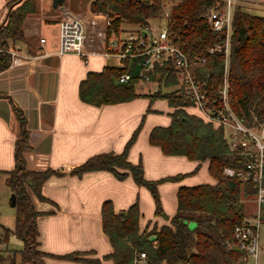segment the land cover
<instances>
[{"label":"trees","instance_id":"trees-1","mask_svg":"<svg viewBox=\"0 0 264 264\" xmlns=\"http://www.w3.org/2000/svg\"><path fill=\"white\" fill-rule=\"evenodd\" d=\"M222 4L223 0H92L90 9L104 12L111 19L107 30L109 37L126 31L142 33L149 26V19L161 18L166 12L165 6L170 5L166 15L169 36L190 58L206 57L207 61L199 65L196 75L208 89L210 97L215 99L222 82L224 61L221 55L207 51L218 34L207 23L206 12L210 7ZM35 9L36 0L7 1L6 11L0 18V71L11 64L10 49L16 40L24 38V19ZM126 24L137 28L126 29ZM124 71L122 66L89 71L80 82L81 99L95 105L124 102L140 96L151 101L168 99L169 104L175 106L170 113L172 121L167 126H155L149 134V141L160 146L165 154L185 155L199 163L190 172L147 179L142 162L133 163L127 157L142 127L141 121L124 150L95 154L74 166L70 173L81 176L88 171L109 170L119 179L131 175L137 184L149 189L155 214L167 218L168 223L160 226L154 223L150 228V224H146L141 230L137 203L115 211L111 200H105L102 226L112 244L111 252L101 257H89L95 254L93 250L53 254L40 249L37 218L42 211L36 209L31 193L41 200L52 201L44 195L43 184L51 175L63 172L53 168H27L25 153L32 149L27 118L23 110L12 103L19 122V134L14 145V167L5 172L6 183L16 194V222L12 230L4 228L2 239L4 241L11 231L22 239L23 247L10 254L1 250L0 264H50L44 259L48 255L90 264H101L104 259L112 260L113 264H134L141 252L152 264H248L246 252L237 244H229L233 242L235 226L250 213V205L244 199L248 195L254 196L256 185L223 172L225 166L241 167L246 161L245 155L241 149L229 145L224 128H215L198 115L186 112L182 105L188 101L176 89L162 91L159 87L153 93H138L135 85L144 78L134 76L121 83L118 77ZM148 74L159 86L163 83L171 87L178 82L170 60L154 64ZM229 81L230 101L240 118L251 126L264 123V15L252 13L239 4L234 10ZM205 160H209V172L217 181L179 186L177 210L167 217L159 184L183 179L198 170Z\"/></svg>","mask_w":264,"mask_h":264},{"label":"crops","instance_id":"crops-1","mask_svg":"<svg viewBox=\"0 0 264 264\" xmlns=\"http://www.w3.org/2000/svg\"><path fill=\"white\" fill-rule=\"evenodd\" d=\"M7 1L0 0V18L6 11ZM91 1L78 0L76 3L75 0H63L55 7L53 0H36L35 11L26 15L24 38L16 40L10 49H16L17 60L12 57L11 64L0 71V173L7 176L5 171L14 167V145L19 134L14 103L27 118L32 146L25 153L27 168H53L63 172L51 175L43 184L44 195L52 201L41 200L31 193L36 209L42 211L37 218L39 248L53 254L93 250L95 254L89 257H101L113 250L102 226V204L105 200H111L115 211L137 203L141 230L146 224L151 227L154 223L158 226L168 223V219L155 214L151 192L137 184L131 175L119 179L109 170H93L78 176L70 173L74 166L98 153L124 150L141 121L142 127L127 157L133 163L142 162L147 179L190 172L199 161L181 154H165L160 146L150 143L151 130L155 126H167L172 121L170 113L175 106L170 105L168 99H157L149 104L148 97L140 96L102 105L81 99L80 82L89 71L121 65L114 55L94 54L84 58L74 52H58L59 23L72 15H80L86 20L90 32L89 49L102 51L104 14L91 11ZM235 2L246 10L252 7L264 11L263 0ZM125 27L132 29L128 24ZM41 37L45 38L44 42L40 41ZM110 57L118 62L110 64ZM135 73L139 77V65ZM182 108L199 116L200 111L195 106L182 105ZM208 166L209 160L202 161L196 174L159 184L161 203L167 217L177 210L179 186L217 181ZM200 173L205 178L198 176ZM44 259L50 264H90L52 255ZM101 264L113 262L104 259Z\"/></svg>","mask_w":264,"mask_h":264},{"label":"built area","instance_id":"built-area-1","mask_svg":"<svg viewBox=\"0 0 264 264\" xmlns=\"http://www.w3.org/2000/svg\"><path fill=\"white\" fill-rule=\"evenodd\" d=\"M235 0H223L221 6H213L206 12V20L210 28L218 36L207 51L209 54H219L223 57L224 67L222 82L219 86L218 97L212 99L209 91L204 87L202 81L197 77L196 70L199 65L207 61L205 56L190 58L186 51L176 44L169 36L168 26L160 27L158 33L148 31H128L125 34L107 35L111 19L103 12V32L105 36L103 49L98 52L89 49L90 37L89 27L86 20L80 15H72L60 21L59 54L74 52L81 57L94 54L104 56L114 55L120 61L125 71L122 72L118 81L127 82L136 75L135 68L140 66L139 77L150 80L149 71L153 70L154 64H162L170 60L173 64L178 82L177 93L183 95L188 103L183 106H195L198 108L199 116L204 122L212 124L213 127H222L228 131L227 139L232 148L241 149L246 161L241 167L225 166L224 174L238 177L243 181H251L256 185L254 200L256 212L252 217L246 216L237 224L233 232V242L229 246L237 244L248 257H252L257 263L258 257V233L259 226L264 221L262 205L264 203V123L258 126L246 124L234 110L230 101V56L233 34V20ZM45 41L44 37L40 38ZM14 60H17L16 49L10 51ZM2 243H0L1 246ZM1 251V249H0ZM139 261L150 263L144 252L138 254L134 264Z\"/></svg>","mask_w":264,"mask_h":264},{"label":"rangeland","instance_id":"rangeland-1","mask_svg":"<svg viewBox=\"0 0 264 264\" xmlns=\"http://www.w3.org/2000/svg\"><path fill=\"white\" fill-rule=\"evenodd\" d=\"M77 1L78 0H75L76 3H77ZM169 8H170V5L165 6L164 11H166V12L163 13V16L161 18L149 19V27H151V30L147 32L148 35H150L152 32L158 33L160 27H163L166 25V23H167L166 15L168 14ZM248 11H250L252 13L264 15V11H261L260 9L257 10L255 8H252V7L248 8ZM128 26H130L132 29L137 28L136 25H129L128 24ZM117 62H118V60L115 59L114 57L109 58L110 64H116ZM137 70H138V68H137ZM159 87H161L162 91H166V90H170V89L171 90L176 89V85L169 87V86H166L165 84L162 83L161 86H159V84L156 80H151V79L150 80H144L143 79L140 81L139 85L135 86L136 90H139V91H142L145 93H153L157 89H159ZM157 99H164V98H157ZM157 99H154L151 101L149 98L148 102H149V104H152ZM190 106H192V105H190ZM192 110H195V109L192 108ZM155 113H158V112H155ZM225 134L227 135L228 131L225 130ZM196 173H197V171L191 172L189 175H193ZM198 176H200L201 178H205V177H202L201 173L198 174ZM203 180H206V179H203ZM11 193H12L11 189L6 183V176L1 173L0 174V238L1 239L5 236L4 228H10L12 230L14 228L15 222H16V208H15V206L11 205ZM244 201H246L250 205V213H248L247 216L252 217L255 214L256 209H257V207H256L257 205H256V202L254 200V196L248 195V196H246ZM258 237H259L258 238V257H257V263L256 264H264V221H262V223L259 226ZM22 247H23L22 239H20L16 234H14L13 232L10 231L7 234L5 240L3 241V239H2V244L0 246V249L5 250L6 253L10 254L11 251H19L22 249ZM17 256H18V254H17ZM248 259H249L248 264H255V260L252 257H248ZM137 264H148V263L145 261H139Z\"/></svg>","mask_w":264,"mask_h":264},{"label":"water","instance_id":"water-1","mask_svg":"<svg viewBox=\"0 0 264 264\" xmlns=\"http://www.w3.org/2000/svg\"><path fill=\"white\" fill-rule=\"evenodd\" d=\"M58 3H63V0H53V6H58ZM211 72V71H210ZM11 205H16V194L14 192L11 193Z\"/></svg>","mask_w":264,"mask_h":264}]
</instances>
